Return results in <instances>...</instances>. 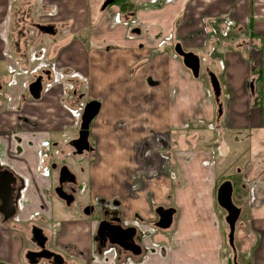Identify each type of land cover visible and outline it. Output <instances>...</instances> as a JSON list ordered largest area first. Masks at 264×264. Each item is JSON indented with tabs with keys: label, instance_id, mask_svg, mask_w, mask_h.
Returning <instances> with one entry per match:
<instances>
[{
	"label": "crops",
	"instance_id": "1",
	"mask_svg": "<svg viewBox=\"0 0 264 264\" xmlns=\"http://www.w3.org/2000/svg\"><path fill=\"white\" fill-rule=\"evenodd\" d=\"M104 2L0 0V90L4 95L7 90L4 103L14 108L0 113V163L26 185V192L29 189L33 192L30 186L34 178L44 185L46 181L49 183L36 170L42 166L39 151L48 153V161L61 145L56 139L57 131L51 128L52 118L59 120L61 130L71 128L70 133L74 134L80 125L79 115L72 113L76 99L102 96L104 86L88 84L87 76L95 73L94 67L104 59L118 57L115 78L118 84L127 87L119 100L131 111L141 105L148 114L150 109L146 107L153 100L159 104L157 110L169 116V126L176 130H188L193 123L214 118L215 97L211 104L207 102L205 81L194 78L184 66L174 50L177 43L186 51L203 56L208 64L206 70L216 67L222 73L221 95L224 93L226 97L223 102L220 96L223 112L219 115L217 110V121L226 124L227 130L241 137L240 140L249 142L251 152L264 149V0H116L103 9ZM17 18L21 23L35 20V28L51 25L55 33L37 28L39 32L29 36L22 31L17 42L10 39L11 23ZM225 18L237 23V33L234 49L222 48L223 59L219 60L220 54L214 57V43L218 41L216 35L227 25L223 22ZM44 34L57 38L47 43L42 38ZM26 41L29 43L25 44ZM244 49L249 50L254 65L262 73L259 89L251 88V83L248 86L249 68L253 64L246 61ZM21 56L29 60L28 66L22 64ZM71 76L83 80L77 82ZM38 77H42V94L37 102L31 103L38 114L30 115L25 113L30 105L27 93ZM255 90L262 99L261 106L254 104ZM29 126L35 130H29ZM176 158L178 180L172 190L173 205L168 206L176 210L173 226L154 236L160 245L143 241L142 255L131 256L129 264H230L229 259L232 264H264V201H259L264 188H253L258 182L264 183V170L263 176L254 172L256 183H251L244 174L239 176V207L247 222L242 219L245 223L240 242L235 240L234 249L225 240L227 231L223 230L222 221L225 223L227 215L217 201L221 183L214 165V151L208 147L182 148ZM251 163L264 169V161ZM173 182L171 179L170 186ZM64 222L63 242L76 238L80 249L89 245L88 234L82 229L74 233L66 231ZM16 230L15 226L0 221V264L21 263L22 245ZM80 256L71 255L74 261ZM129 256L119 253V264H124Z\"/></svg>",
	"mask_w": 264,
	"mask_h": 264
},
{
	"label": "rangeland",
	"instance_id": "2",
	"mask_svg": "<svg viewBox=\"0 0 264 264\" xmlns=\"http://www.w3.org/2000/svg\"><path fill=\"white\" fill-rule=\"evenodd\" d=\"M33 21L35 22V20ZM33 21L21 23L19 19L11 23L10 39L17 40V42L20 41L21 37L18 36V33L22 31H24L25 34H29V36L38 33L39 31L37 27L35 28V25H33ZM223 22L227 25L224 26V31L216 35L219 42L215 40L214 48L216 52L214 57L220 54L222 48L224 50L234 49L233 44L234 36L237 33V23L229 20V18H225ZM59 37L60 33L58 34V38ZM42 38L46 39L47 43H51L57 37L54 38L53 36L44 34ZM27 43L29 42L26 41L25 44ZM226 44L228 45L227 47H225ZM223 45L224 47H222ZM244 51L247 53L246 61L251 65L253 64V66L249 68L251 80L248 86L252 83L251 88L253 87V89H256L258 86L259 89L263 82L262 79H259L260 70L258 66L254 65L255 62L251 59L249 50L244 49ZM25 53L26 52H24V54ZM218 57L219 60L223 59L222 54ZM200 58L201 74L198 80L205 81V96L208 98L207 102L210 101L211 104L212 98L214 99V94L207 73V70L210 69L206 70L208 65L207 61L203 56H200ZM20 61L23 62V65L28 66L29 60L27 58L23 59L22 57ZM118 62V57L114 56L104 59L98 66H95L93 71L95 73L92 72L93 74H88L87 81L88 84H102V86H104L102 96L95 98L89 97V100L87 98L82 100L76 99L77 106L72 107V113H76L77 117L79 115L80 121L84 105L87 102L97 99L103 104L100 113L90 125L89 143L93 147V151L85 152L80 156L72 155L73 150L68 143L78 136L79 127L74 129V134H71V128L68 130H61L59 120L57 121L52 118L54 124L51 128L57 131L55 134L58 135V138L56 139L60 141L61 144L58 147L59 150L53 152L55 156L54 161L58 163L65 162L71 165L82 182L83 190L77 198L78 201L73 211L80 209L82 205L88 201H92L97 195H102L104 202L117 200L121 213L125 214L126 219L130 220L129 223L140 228L142 240L144 242H149V240L154 242V236L166 230L156 226V222L159 218L156 209L159 206L165 205L168 207L169 205H173L172 190L178 180L177 152L182 148L205 149L207 147L214 151V165L216 167L217 176H219L218 182L222 183L227 180L232 182L233 202L239 207L240 202L237 195L241 186L239 176L243 174L246 175L251 183H256L257 180L254 172L258 171V176H263L264 169L262 165L260 167V164H252L251 162L264 161V149L261 151L258 150V152H251L249 150V142L240 140L241 137L227 130L226 124L222 125L219 120L217 121L218 104L215 107L214 118L210 119V121L205 119L206 121L200 122L198 120V124L193 123L194 125L188 130H176L169 126V116L167 118L166 114L162 115V113L157 110L159 104L153 100L151 106L148 108L146 107V109H150L148 114L143 112L145 107L141 105H136V111H131L128 105H123V102L119 100L124 93L123 88L127 87H125L126 85L118 84L115 78L118 71ZM211 71H215L214 73L217 74L218 79L223 84L222 73L217 72L216 67L211 68ZM71 77H76L77 82L83 80V77L81 78L80 76ZM2 83H5V81ZM72 83L75 85L74 81ZM85 87L87 88V85H85ZM6 93L7 90L5 91V95L3 90H0V100L2 101L0 104V113L14 109L11 105L6 102L4 103ZM27 95H29L28 100H30V105H28L27 109L25 108V113H29L30 115L38 114L37 110L31 107V103L37 102L39 99H33L30 97L29 93H27ZM221 96L224 102L226 96L224 93ZM222 119L224 118L222 117ZM185 122L186 120L184 123ZM43 125H47V122H43ZM29 130L35 129L29 126ZM112 148H119V150L117 152H112ZM39 152L42 166H40L36 172L41 173V171H45L44 168L47 167L44 161H47L48 153L46 154L42 150ZM58 157L61 159H58ZM255 166L257 168H254ZM171 179L174 182L170 186L169 182ZM46 185H48L47 181L44 185L42 180L38 182V179L36 180L34 178V183L32 182V186H30L33 188L31 189L33 192H30V189L27 190V192L26 190L23 191V195L24 193L28 195L25 201H27V203L29 202L26 208L21 211L24 216H29L31 212L39 210L50 213L49 210H51V205L46 202L44 197V194L45 196H48V194L46 195V192L43 194V188ZM256 185L253 186L254 190L256 188L260 190L264 188V183L262 182H258ZM249 191L251 193L250 188ZM252 196L255 200V196L253 194ZM49 198L52 202V211L57 215V220L64 221L68 216L71 218L73 217L70 214L71 211H65L64 205L58 199L51 195H49ZM259 201H264V195H259ZM43 204L47 205L45 210L42 209ZM224 212L227 215L225 210ZM134 213H136L135 216H133ZM78 217H81L80 214H78L77 218ZM242 219H245V221L247 220L243 211H241L235 230V240L237 243L240 242L239 236L242 232V225L245 223ZM223 221V230L225 231L226 229L227 231L225 240L229 242V226L226 221L225 223ZM156 245H160V243L156 242ZM227 247L228 244H226V248ZM223 257L225 260L228 259L227 254H224ZM229 262L232 264L230 259Z\"/></svg>",
	"mask_w": 264,
	"mask_h": 264
},
{
	"label": "flooded vegetation",
	"instance_id": "3",
	"mask_svg": "<svg viewBox=\"0 0 264 264\" xmlns=\"http://www.w3.org/2000/svg\"><path fill=\"white\" fill-rule=\"evenodd\" d=\"M78 137L79 132L76 138L70 140L69 144L73 150L72 155L80 156L85 152L93 151V147L90 145L89 150H84L83 153L79 154L71 144V141ZM54 157L51 154L46 162L45 171L38 172L41 176L48 178L50 182L43 188V194L44 192H46V195L48 194V196L44 194V197L46 202L51 205L50 213L41 210L33 211L29 216H24L21 213L29 202L25 201L28 196L27 193L23 195V191L26 190L24 184L16 177V183L12 184L15 213L7 219L5 218L6 215L0 214L2 224H9V226H15L17 229L16 237L22 245L19 253L20 264H72L73 262L75 264L76 262L77 264H119L121 263L119 259V253L121 252L124 255H130L124 261V264H129L131 256L137 255L132 251L124 250L119 242L121 240L120 235L123 232L122 229L129 230L130 228L136 229L133 240L141 246L140 255H142L144 245L140 228L127 222L125 215L120 211L117 200L104 202L102 195H97L92 201L86 202L80 209L73 211L78 201L77 198L83 190L82 182L71 165L65 162H55ZM58 159L61 158L58 157ZM5 169L0 163V170L4 171ZM58 189H62L66 194L65 199L58 195L56 192ZM49 195L58 199L64 205L65 211H71L70 214L73 217L68 216L64 220V230L76 232L82 229L84 233L89 235V245L85 246L84 249L77 246L76 238L69 242L61 240L63 237L62 221L56 219L57 215L52 211V202ZM1 204L2 201L0 200V206ZM46 206V204H43L42 209L45 210ZM8 213H11V210ZM78 214L81 217L77 218ZM73 253L79 256L87 255L82 256V258L80 256L74 261V258L71 257Z\"/></svg>",
	"mask_w": 264,
	"mask_h": 264
},
{
	"label": "water",
	"instance_id": "4",
	"mask_svg": "<svg viewBox=\"0 0 264 264\" xmlns=\"http://www.w3.org/2000/svg\"><path fill=\"white\" fill-rule=\"evenodd\" d=\"M116 0H105L102 8L105 9L109 5L113 4ZM37 28L48 34H54L55 29L51 25H37ZM134 32L139 33V30H134ZM176 54L182 58L183 64L187 69L191 71L194 78L198 79L201 74V58L198 54L190 51H186L180 43H177L174 47ZM210 85L218 104V113L222 114V104L220 101L221 96V85L217 75L211 71L207 70ZM43 90L42 77H38L35 81L31 82L29 85V93L33 99H40ZM102 104L98 100H90L84 106L79 129V137L71 141L72 146H74L79 154L83 153L84 150L90 149L89 135H90V125L92 121L98 116L101 111ZM16 176L14 173L8 169L4 171L0 170V200L2 204L0 206V214L6 215L7 217L12 216L15 213V207L13 205V192L12 184L16 183ZM58 195L65 199L66 194L62 189L56 191ZM233 185L231 181L223 182L217 191V201L221 208L227 212L226 222L229 226V243L235 248V230L236 224L241 215V208L233 202ZM11 210V213L7 212ZM156 213L159 217L156 222V226L161 229H168L173 223L174 214L176 213L175 208H164L163 206L156 209ZM120 235V245L124 250L132 251L135 255L141 254V246L136 244L133 237L136 234L135 228H130L129 230L122 229ZM237 264V263H236Z\"/></svg>",
	"mask_w": 264,
	"mask_h": 264
},
{
	"label": "trees",
	"instance_id": "5",
	"mask_svg": "<svg viewBox=\"0 0 264 264\" xmlns=\"http://www.w3.org/2000/svg\"><path fill=\"white\" fill-rule=\"evenodd\" d=\"M261 76H262V73H261V71H259V79H261ZM255 93L256 94H255V97H254V104L257 105V106H261L262 105V99L259 96L258 92H256V90H255Z\"/></svg>",
	"mask_w": 264,
	"mask_h": 264
}]
</instances>
